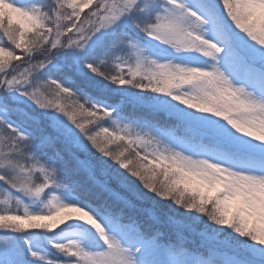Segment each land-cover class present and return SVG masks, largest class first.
I'll list each match as a JSON object with an SVG mask.
<instances>
[{
  "label": "snow or ice",
  "instance_id": "1",
  "mask_svg": "<svg viewBox=\"0 0 264 264\" xmlns=\"http://www.w3.org/2000/svg\"><path fill=\"white\" fill-rule=\"evenodd\" d=\"M0 30V183L30 201L0 228L57 264H264V0H0ZM27 256L53 264L0 246Z\"/></svg>",
  "mask_w": 264,
  "mask_h": 264
},
{
  "label": "rangeland",
  "instance_id": "2",
  "mask_svg": "<svg viewBox=\"0 0 264 264\" xmlns=\"http://www.w3.org/2000/svg\"><path fill=\"white\" fill-rule=\"evenodd\" d=\"M93 3H95V0H93ZM91 7L92 6H89L88 8H85L84 9V12L82 13V15H86L90 10H91ZM18 51V50H17ZM123 68V67H122ZM127 66H125L124 69H126ZM121 70V69H119ZM118 87V86H116ZM2 187V186H1ZM3 188V193H0V198L3 196L6 200H9L10 198H12L15 202H16V198L17 197H21L22 194H16V193H9L8 189H6L5 187H2ZM22 198V197H21ZM23 199V198H22ZM2 201V200H1ZM24 201V200H23ZM2 215V214H0ZM39 231L42 232V234L40 235L39 234ZM0 232L1 233H13L11 232L10 230H6V229H3V228H0ZM29 234V235H33L34 238H29V240L31 241V243L33 244V246L41 249L43 251V254L48 258V260L52 261L53 264H57V262L65 259L64 256H62L61 254L57 253L54 249L51 248V246L49 244H47V246L50 248L48 250H50L52 252V256H50L49 254H46L44 252V246H43V242L42 241H45L47 240L48 238L46 237V235L48 234V232H46L45 230H29L27 232H23V233H15L14 237L11 236H2L0 235V246H3V244L8 241V242H12L14 240V238L16 237H20V236H23V234ZM14 234V233H13ZM64 239H78L76 236H73V235H65L64 236ZM16 243H19L21 245V247H23V242L21 241H18L16 240L15 241ZM46 246V248H47ZM88 247H94L93 244H91L89 242L88 244ZM29 260H32L33 261V264H48V261H37L35 260V258L31 257L29 258V256H27Z\"/></svg>",
  "mask_w": 264,
  "mask_h": 264
},
{
  "label": "trees",
  "instance_id": "3",
  "mask_svg": "<svg viewBox=\"0 0 264 264\" xmlns=\"http://www.w3.org/2000/svg\"><path fill=\"white\" fill-rule=\"evenodd\" d=\"M21 2H23V0H21ZM33 2H34V3H37V4H40V3H45L46 0H33ZM0 38H2V42H3L5 45H8L9 47H11V45L8 44L7 38H4V37H3V32H2V30H0ZM125 66H126V65L122 66V67H123L122 70L125 72V74H127V68L124 69ZM104 71H105V72H108V73H113V72H118V71H120V70L117 69V68L115 67L114 64H112L111 62H109L108 64L104 65ZM1 186H2V187H5L6 189H7V187H6L5 185H3L2 183H0V193H3L4 191H3V188H2ZM12 193H16V192L13 190ZM16 194H20V193H16ZM21 197L23 198V200H24L23 202H24L25 204H30V201L28 200L27 197H23V196H21ZM1 200H2V201H1ZM6 209H7V210H10V211H12V212H16V211H18L20 214H23V205H19V206H18V205L16 204V202H15L12 198H10L9 200H6V199L2 196V197L0 198V214H4ZM39 234L41 235L42 232L39 231ZM0 235H2V236H6V237L12 235V237H14L15 233L13 234V233H1V232H0ZM52 235H55V233H48V234L46 235V237L49 238V237L52 236ZM23 236L28 237V239H29V238H34L33 235H29V234H27V233L23 234ZM77 238H79V237H77ZM188 238H189V240L193 239V237H191V236H189ZM196 239H197V242H198V238H196ZM18 241H20V240H18ZM20 242H21V241H20ZM42 242H43V246H44V252H45L46 254H49L50 256H52V252H51L50 250H48V249H50V248L47 246V244H48V239L45 240V241H42ZM46 246H47V248H46ZM188 246H189L190 248L193 247L191 244H189ZM27 258H28V257H27ZM29 258H30V256H29Z\"/></svg>",
  "mask_w": 264,
  "mask_h": 264
}]
</instances>
